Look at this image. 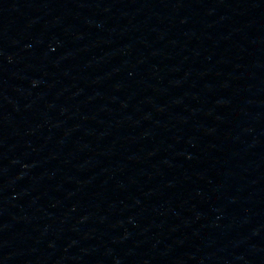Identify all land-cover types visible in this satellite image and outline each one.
Listing matches in <instances>:
<instances>
[{
  "label": "water",
  "instance_id": "water-1",
  "mask_svg": "<svg viewBox=\"0 0 264 264\" xmlns=\"http://www.w3.org/2000/svg\"><path fill=\"white\" fill-rule=\"evenodd\" d=\"M0 264H264V0H0Z\"/></svg>",
  "mask_w": 264,
  "mask_h": 264
}]
</instances>
